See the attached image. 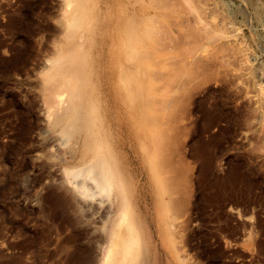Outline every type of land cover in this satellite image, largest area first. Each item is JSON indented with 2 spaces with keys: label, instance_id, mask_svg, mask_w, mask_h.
Segmentation results:
<instances>
[{
  "label": "rangeland",
  "instance_id": "obj_1",
  "mask_svg": "<svg viewBox=\"0 0 264 264\" xmlns=\"http://www.w3.org/2000/svg\"><path fill=\"white\" fill-rule=\"evenodd\" d=\"M82 80L125 183L106 193L64 134ZM111 243L115 264H264V0H0V264Z\"/></svg>",
  "mask_w": 264,
  "mask_h": 264
},
{
  "label": "bare ground",
  "instance_id": "obj_2",
  "mask_svg": "<svg viewBox=\"0 0 264 264\" xmlns=\"http://www.w3.org/2000/svg\"><path fill=\"white\" fill-rule=\"evenodd\" d=\"M66 86L69 89L68 91L70 95V102L63 115V120L67 122V127L65 126L66 129L64 134L68 135V133H70L71 131L82 132L83 135V137L81 136L82 139L77 138L75 140L81 139L80 159L84 161L86 166V167L83 166L85 168H82L81 170L74 173L75 174L74 176L75 177L82 176L83 178H87L88 179L87 181H92L94 185V187L92 188H95L99 193L108 192L111 185L119 186L120 188V186L125 184L123 183L124 181L122 182L123 175L120 172L121 169L119 170L118 168L117 161L111 149L112 147H110L108 140L105 137L101 136V130H100L101 120L100 118L95 116L96 108L92 104V97L90 93L86 91L85 82L82 80V82H80L78 85L68 82L66 83ZM60 119L61 118H57V121L58 122L61 121ZM84 182H86V179ZM85 184L86 183H84L83 186ZM86 185L84 187L88 186ZM83 186H81V189ZM165 186H166V191L167 193H169V195L174 192V186L172 182L169 181L168 179H165ZM89 190L88 189L87 191L84 190L86 192L85 195L91 193V191ZM144 195L145 194H143V196ZM168 203L171 206H174L175 204V203L173 204L172 200H170ZM115 220L116 221H113L114 224L112 227L113 229L112 236L118 237L119 230H122L126 220V211L124 208L119 210ZM129 233H130L129 230L126 229L125 236H127V238L124 237L123 240V244L125 246H127L130 243L129 240L130 237L128 236ZM114 251L115 248L113 243L109 244L107 250H105V253L102 256L103 258L101 264H115V260L113 257ZM142 254L143 256L140 264H149L150 258L148 259L147 253L145 252Z\"/></svg>",
  "mask_w": 264,
  "mask_h": 264
}]
</instances>
